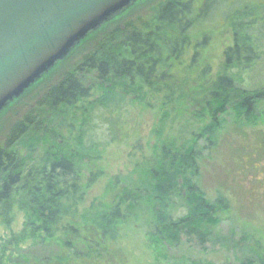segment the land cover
<instances>
[{"label": "trees", "instance_id": "obj_1", "mask_svg": "<svg viewBox=\"0 0 264 264\" xmlns=\"http://www.w3.org/2000/svg\"><path fill=\"white\" fill-rule=\"evenodd\" d=\"M144 2L91 34L73 67L40 92L34 107L23 109L0 130V215L15 207L28 214L7 244L36 234L55 242L59 262L42 264H112L115 248L109 243L117 240L123 225L141 217L158 260L182 234L203 245L225 206L221 196L208 199L193 178L200 155L197 140L213 143L224 116L231 113L251 121L256 104L264 101V88L241 84V75L261 63L264 53V0ZM227 25L232 43L223 49L218 72L210 76L206 64L192 76L206 34ZM175 63L185 64L189 76L176 77ZM190 88L191 98L200 102L197 131L184 141L158 136L147 164L125 181L114 177L86 203L88 184L99 173L84 175L80 164L101 158L99 144L85 140L95 112L113 110L117 117L110 125L117 129L122 107L158 97L161 128L171 112L184 115L178 110ZM109 192L111 199L105 198ZM2 260L0 264H40L29 258ZM239 264H264V252Z\"/></svg>", "mask_w": 264, "mask_h": 264}, {"label": "rangeland", "instance_id": "obj_2", "mask_svg": "<svg viewBox=\"0 0 264 264\" xmlns=\"http://www.w3.org/2000/svg\"><path fill=\"white\" fill-rule=\"evenodd\" d=\"M143 1L146 3L150 0L138 1L133 6ZM116 17L118 16L111 21ZM218 23L223 22L218 20ZM90 35L83 38L65 58L0 112V130L8 121L19 118L23 109L34 107L35 99L40 97L44 89L61 72L73 67L77 58L87 50L89 44H84ZM206 35L208 37L205 47L197 66L191 71L192 76H197L200 67L206 64L210 67L209 75L216 74L223 59V49L232 43L228 25ZM260 62L253 71L241 75L243 86L249 89L264 88V53L261 54ZM175 73L176 77L184 78L189 76L190 70L185 64L175 63ZM189 90L191 88L186 90L188 94L178 110H182L184 115L175 116L171 112L161 128L159 120L163 109L158 97H152L149 103L148 100L135 99L130 104L128 102L132 96H129L130 99L125 101L128 104L118 111L120 120L117 122L120 121L121 125L117 129L110 125V121L117 117L113 110L95 112L89 121L85 140L99 144L101 158L95 162L80 164L84 175L90 172L99 173L97 180L88 184L86 203L101 194L107 184L113 182L114 177L120 175L125 181L134 169L147 164L156 153L153 147L158 136H161V141L169 138L184 141L191 137L192 132L197 131L199 125L194 117L197 118L200 102L191 98L194 94ZM254 116L251 121H247L243 118L236 119L232 113L226 115L213 143L202 138L197 140L200 155L193 178L208 199L215 201L214 199L221 196L225 203L216 215L218 222L210 226L211 235L208 240L200 245L195 238L182 234L179 242L169 246L167 251H163L164 255L156 260L146 237V219L141 217L123 225L119 229L117 240L109 243L115 248V260L110 258L112 264H239L245 258L263 254L264 101L256 104ZM206 121L207 119L205 123ZM159 133L161 134L158 135ZM110 194L111 192L105 198L111 199ZM27 216L25 211L16 207L0 215L2 261L24 262L25 258H29L31 263L59 262V246L53 241L44 242L46 239H41L40 234L19 244H7L10 238L22 230Z\"/></svg>", "mask_w": 264, "mask_h": 264}, {"label": "water", "instance_id": "obj_3", "mask_svg": "<svg viewBox=\"0 0 264 264\" xmlns=\"http://www.w3.org/2000/svg\"><path fill=\"white\" fill-rule=\"evenodd\" d=\"M138 1L0 0V112Z\"/></svg>", "mask_w": 264, "mask_h": 264}]
</instances>
